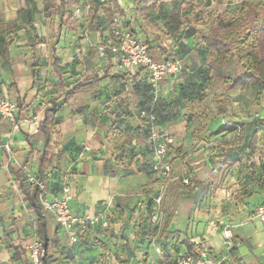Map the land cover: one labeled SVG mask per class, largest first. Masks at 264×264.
Listing matches in <instances>:
<instances>
[{
	"label": "crops",
	"instance_id": "1",
	"mask_svg": "<svg viewBox=\"0 0 264 264\" xmlns=\"http://www.w3.org/2000/svg\"><path fill=\"white\" fill-rule=\"evenodd\" d=\"M116 1L123 13L114 12V16H119L124 27L142 31L146 24L133 11L134 4ZM196 1L184 2L183 7L193 5L196 9L202 0ZM169 21L160 20V24L167 29ZM54 30L56 54L67 84L85 76L99 80L61 102L58 131L45 138L41 134L44 105L51 96H64L66 90L53 85L57 80L54 72L43 69L34 76L30 64L34 57L47 55L50 43L38 44L34 52L25 38L20 48L27 47L31 55L15 64L12 49L20 45L15 40L9 46L11 68L0 58L1 66L6 67L0 74V98L20 105L18 126L0 117V264L24 259L25 244L38 235V216L19 176L42 181V195L48 199L61 196L69 185L74 195L72 208L78 214H96L111 202L110 229L105 232L90 227L79 233L76 243L46 213L51 234L57 232L60 240L62 264H177L189 252L187 243L200 241L208 245L215 264H264V225L255 216L264 202V158L255 155L251 180L246 149H233L230 144L234 139L221 137L228 132L211 139L193 136L184 120L185 109H181L176 119L162 126L176 141L169 150L173 170L163 204L165 218L152 227L149 198L161 188L145 169L152 145L149 136L142 135L144 120L137 98L129 91L138 70L122 69L112 53L98 58L84 39H78L80 32L89 33L86 28ZM63 33L77 38L67 40ZM89 34L108 37L107 31ZM196 40L192 37L177 43L190 47ZM49 80L51 85H47ZM180 80V74L166 77L155 97L176 99ZM32 112L40 121L24 122ZM230 113L242 118L239 112ZM226 230H230V238L225 236Z\"/></svg>",
	"mask_w": 264,
	"mask_h": 264
},
{
	"label": "trees",
	"instance_id": "2",
	"mask_svg": "<svg viewBox=\"0 0 264 264\" xmlns=\"http://www.w3.org/2000/svg\"><path fill=\"white\" fill-rule=\"evenodd\" d=\"M81 1L43 0V11L49 12L50 18H58L59 29L68 28L71 31H77L78 28L82 27L86 28L89 33L99 32L100 34L107 31L108 39L100 43L106 45L108 40H115L116 23L114 18L116 16H114V12L123 13L117 5V1L91 0L87 4ZM212 1L206 0V5H210ZM134 2L133 11L146 24L141 29L149 38L146 43L153 60L157 62L177 60L182 66L181 80L177 89L178 96L171 101L156 98L154 88L148 82L147 71L144 68L138 70L129 91L137 98L139 115L143 110L155 115V125L162 127L165 123L176 119L181 109H185L184 120L187 122L188 128H192L191 134L193 136L211 139L227 132L233 133L234 140L230 145L233 149H241V147L246 149L245 154L250 159L248 169L251 180L254 181L253 175L257 164L255 155L264 158V120L254 118L242 121L241 118L237 117V114L232 113H227V116L224 117L220 111L221 108H217V110L211 106L197 108L194 104L203 101L215 79H222L224 89L228 92L248 89L259 104L262 102L264 97V1L243 0L234 8V15L233 11L224 9L223 15L230 17L228 28H226L228 34L225 38L203 33L192 25L191 22L196 13L193 5L183 7L184 2L180 0H174L170 3H166L164 0H134ZM176 9L180 10L175 12ZM77 10H81L80 16H77ZM38 13L36 1L25 0V7L18 11L14 20L5 21L0 17V58L10 68L9 46L16 40L15 35L19 30L25 32L28 46L34 52L37 50L38 44L47 43L36 26ZM160 20H170L167 23L170 28H163ZM219 21V19H214L215 24ZM128 29L138 34L135 28ZM175 34L181 39L196 37L197 40L194 46L183 47L182 44L173 43ZM150 37H152L151 40ZM57 41L58 38L49 44V50L45 57H34L30 64L34 76L43 69L54 72L57 80L52 82L53 85L59 90H66L64 96H51L44 105L41 134L45 138L58 131V112L61 102L67 101L70 95L83 86L96 83L99 80L97 77L88 78L85 76L83 79L73 82L72 85H68L67 79L64 77L63 65L56 54ZM171 43H173L171 48H168ZM106 53H110L108 48ZM235 61L241 67L240 73H236L233 69ZM194 73L195 75H193ZM47 85H51L50 80ZM124 102L123 99L121 104ZM18 108L20 110V105ZM17 119L20 120V116ZM142 119L145 124L144 129L141 130L142 135L148 137L152 124L147 117L142 116ZM212 124H216L217 127H211ZM151 152V150L148 152V159ZM145 164V169L151 174L152 164L148 160ZM17 179L38 216L37 233L46 251L44 264H62L60 240L56 235L57 232L54 235L50 232L46 217L48 212L44 209L41 200L42 189L38 184L30 183L28 179H23L20 176ZM153 180L159 182L157 177ZM152 199L153 197L149 198L148 203L149 220ZM110 221L113 223L112 214ZM150 223L153 227V223ZM196 245L188 242V251L193 253Z\"/></svg>",
	"mask_w": 264,
	"mask_h": 264
},
{
	"label": "built area",
	"instance_id": "3",
	"mask_svg": "<svg viewBox=\"0 0 264 264\" xmlns=\"http://www.w3.org/2000/svg\"><path fill=\"white\" fill-rule=\"evenodd\" d=\"M77 16L81 15V10H77ZM115 40H108L107 44H100L98 49L101 54L108 48L110 53L117 56L120 67L126 71H135L144 68L148 74V82L153 86L155 95L160 91V84L166 77L176 78L182 69L181 63L175 60H165L157 62L153 60L148 50L147 43L139 34L133 33L130 29L120 23V18H114ZM18 105L9 98H0V117L18 126L19 120ZM143 117H147L152 124L149 140L154 150L152 162V171L157 175L160 183V192L152 199V210L150 213L151 222L159 226L165 218L163 207L166 190L169 183V177L172 172V165L168 155L170 147L175 143L174 134L155 125V115L141 111ZM258 116V114H256ZM24 122L38 123L39 115L32 112L24 118ZM30 183H36L44 190V184L34 176L28 178ZM74 195L69 185H65L61 196L48 199L43 195L41 197L44 209L50 213L59 227L69 236L71 242H78L79 233H84L90 227H97L102 231H107L111 227L110 210L111 202L106 204L104 210L96 214H78L72 208ZM255 216L264 225V202L256 209ZM227 238L231 237L230 230L225 231ZM46 255L45 247L39 235H35L25 244V258L16 264H44ZM177 264H215L210 258V249L208 245L200 241L197 243L193 253L187 252L182 255Z\"/></svg>",
	"mask_w": 264,
	"mask_h": 264
},
{
	"label": "rangeland",
	"instance_id": "4",
	"mask_svg": "<svg viewBox=\"0 0 264 264\" xmlns=\"http://www.w3.org/2000/svg\"><path fill=\"white\" fill-rule=\"evenodd\" d=\"M35 1L37 3V7L39 10L38 16L36 18V26L38 29H40V32L45 37V40L51 43L56 39L55 35H57V31L54 30V28H58V18L57 17L50 18L49 12L43 11V0H35ZM90 1L91 0H82L81 2L87 4L88 2L90 3ZM128 1H130L133 4L135 3L134 0L132 1L122 0L123 4L124 2L127 3ZM181 1L185 2V4H188L192 1L195 2L196 0H192V1L181 0ZM242 1L243 0H216V1L214 0V3L213 2L210 3V5L212 4V7H209V5H206V0H202V2L199 5H196L197 6L196 13L191 23L193 26H196V28H198V30L203 33H209L213 36L225 38L227 37L228 34V29L226 28H228V22L230 17L223 15V10L228 9L232 12L234 8L237 7ZM248 1H256V0H248ZM24 7H25V0H0V17H2L5 21L14 20L18 15V11L20 9H23ZM232 13L234 15V11ZM214 19H219L220 21L217 24H215ZM81 23L83 22L81 21ZM63 34L64 37L67 38V40H74L77 38V37L73 38L71 35H66V33ZM138 34L143 38L145 42L147 39H149L146 37V34L144 33L143 30L139 31ZM15 38L17 42L20 43V45H15L13 47L12 50L15 51V54L12 60L15 64H19L21 63L22 58H25L27 56L29 57L31 55V51L27 47H25L23 50L20 48L21 45L22 46L24 45L22 42L25 41L26 38L25 32L23 30H19L15 35ZM78 39H84L85 41L84 44H86V47L88 44L90 50L95 51L98 58L107 56L106 52L104 54H101L98 49L99 45L101 44L100 42L107 40L108 39L107 37L103 38L98 35L94 36L89 33L86 34V32H80V36L78 37ZM180 39L181 37H178V35L175 34L173 38V43L178 44L177 41ZM173 43H171L170 45L168 44L169 45L168 48H171V45ZM17 48L21 50V54L19 55L17 54L19 52ZM0 61L2 60L0 59ZM233 69L235 70L236 73L241 72V67L238 65L236 61L234 62ZM4 71H6V67L1 66L0 64V74H2ZM194 106L197 108H201L203 106H211L216 110L217 108H221L220 111L222 112L224 117L227 116V113L239 112L240 114L239 116L242 117L240 120L242 121H247L254 118H257L258 120H264V97L262 102L259 104L258 101H256L253 98V96L251 95L248 89H240L234 92H228L224 89V84L222 79H215L210 89L206 93L203 101L195 103ZM256 114H258V116H256ZM224 136H227L229 140L234 139L233 133H227L221 135V137L223 138ZM151 151H152L151 156H149L150 158L147 159L148 162H150V164H152L154 158L153 147ZM169 161L172 165V170H173V160L169 158ZM150 176L152 179L157 177V175H155L153 171L150 174ZM171 179H172V172L169 177V181Z\"/></svg>",
	"mask_w": 264,
	"mask_h": 264
}]
</instances>
